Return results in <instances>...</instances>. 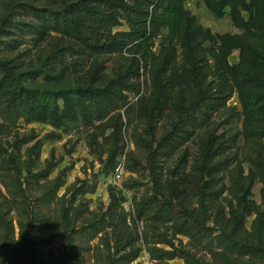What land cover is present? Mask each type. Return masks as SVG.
Listing matches in <instances>:
<instances>
[{"label":"rangeland","instance_id":"374dc122","mask_svg":"<svg viewBox=\"0 0 264 264\" xmlns=\"http://www.w3.org/2000/svg\"><path fill=\"white\" fill-rule=\"evenodd\" d=\"M75 1L0 0V76L9 77L7 96L27 112L0 134V179L22 188L13 198L0 182V264H184L167 252L187 248L188 238L170 223L140 220L136 204L156 195L182 205L185 195L196 207L213 201L227 210L236 203L227 188L237 183L249 186L264 213V139L259 152L239 135L235 88L226 107L196 123L199 111L152 101L154 87L129 51L94 55L47 24ZM184 6L214 35L241 34L264 60V33L251 37L234 25L229 8L215 17L203 0ZM124 29L123 20L114 28ZM165 32L153 38L155 52ZM227 62H239L238 48ZM122 81H136L138 93L122 90ZM102 93L114 100L99 120L89 102ZM112 196L116 213L108 220Z\"/></svg>","mask_w":264,"mask_h":264},{"label":"trees","instance_id":"16d2710c","mask_svg":"<svg viewBox=\"0 0 264 264\" xmlns=\"http://www.w3.org/2000/svg\"><path fill=\"white\" fill-rule=\"evenodd\" d=\"M184 1L77 0L47 24L54 30L72 33L94 55L129 51L135 66L144 70L154 87L156 95L152 101L166 106L173 102L197 110L199 115L193 119L196 123H205L213 113L226 107L235 88L242 116L239 135L259 146L264 139V60L241 34H212L185 8ZM203 1L215 17H222L225 8H229L234 25L248 31L251 37L264 33V0ZM242 11L248 12L247 19ZM121 20L126 29L114 30ZM159 29L166 32L155 52L151 42ZM215 40L219 41L217 47L204 45ZM232 48L239 49L236 65L227 62ZM9 85V77L1 75L0 134L9 132L27 114L7 96ZM121 88L134 94L139 91L136 81H122ZM99 95L93 97L89 106L101 120L114 98L111 93ZM8 180L1 177L2 186L13 198L20 197L21 186ZM262 182L264 206V177ZM227 191L236 197L235 206L228 204L227 210L213 201L196 207L185 195L182 205L147 195L136 204V216L145 223H170L175 233L188 238V247L179 249L177 254L167 252V259L179 256L184 264H264V213L250 199L249 186L236 183ZM110 200L108 220L116 213L115 198ZM251 214L255 217L247 227L246 219ZM151 258H156L153 253Z\"/></svg>","mask_w":264,"mask_h":264},{"label":"built area","instance_id":"2783aa9c","mask_svg":"<svg viewBox=\"0 0 264 264\" xmlns=\"http://www.w3.org/2000/svg\"><path fill=\"white\" fill-rule=\"evenodd\" d=\"M122 174H123V168L121 167V165H116V167L114 168L115 179L121 178Z\"/></svg>","mask_w":264,"mask_h":264}]
</instances>
